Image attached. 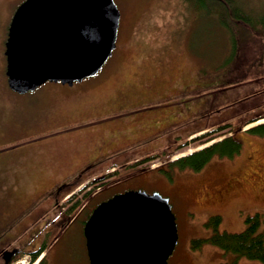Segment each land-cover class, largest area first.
<instances>
[{"label":"rangeland","instance_id":"1","mask_svg":"<svg viewBox=\"0 0 264 264\" xmlns=\"http://www.w3.org/2000/svg\"><path fill=\"white\" fill-rule=\"evenodd\" d=\"M24 1L0 0V213L2 202L21 192L19 183L24 187L35 182L32 195L38 196L43 192L39 174L72 179L89 163L86 151H91L93 141L82 140V130L48 132L69 119L62 112L80 114L79 120L107 113L111 98L121 92L140 97L124 105L142 108L133 116L158 111L175 121L168 129L164 123L159 138L140 144L131 154L120 152L96 164L82 181L109 174L108 181H98L81 194L76 190L77 198L98 193L94 205L137 186L150 194L159 192L169 198L178 225L179 241L169 264H262L209 243L193 248V241L212 236L215 229L208 223L214 216L221 217L217 230L230 233L242 232L247 218L256 213L264 219V136L244 130L253 126L248 125L250 120L264 117V0H238L253 20L249 26L224 24L222 0H204L207 8L196 0H115L122 15L117 47L96 76L73 86L49 81L18 94L8 86L4 52L12 17ZM223 125L228 127L220 131ZM209 130L211 137L190 141ZM231 135L243 141L233 156L215 153L198 171L170 165ZM209 138L214 140L208 142ZM136 160L148 162L129 169ZM158 166L163 169L148 172L137 181L140 185L128 181L134 172ZM45 200L52 203L54 197L43 195L19 221L39 226L41 243L47 245L45 264H90L83 233L87 216L80 215L73 224L72 240L56 239L48 233L49 218L41 215V208H48L41 206ZM18 261L15 264H32L28 256Z\"/></svg>","mask_w":264,"mask_h":264},{"label":"water","instance_id":"2","mask_svg":"<svg viewBox=\"0 0 264 264\" xmlns=\"http://www.w3.org/2000/svg\"><path fill=\"white\" fill-rule=\"evenodd\" d=\"M120 22L115 0H25L5 43L9 88L26 94L96 76L117 47ZM84 234L90 264H169L179 241L169 198L144 190L101 203Z\"/></svg>","mask_w":264,"mask_h":264},{"label":"flooded vegetation","instance_id":"3","mask_svg":"<svg viewBox=\"0 0 264 264\" xmlns=\"http://www.w3.org/2000/svg\"><path fill=\"white\" fill-rule=\"evenodd\" d=\"M129 96V94L126 95V93L120 92V94H117L113 98H111V106L109 110H107V113L105 111L104 113L97 114L96 116H91L86 120H79L78 118L80 117V114L75 115L72 112H70V114L62 112V114L67 115L69 119L66 121V123H58L56 127L53 130H49L48 133L52 132L50 134L52 135L82 130L83 132L80 135V138L82 140H85V137H91L93 141L91 151H86V154L89 155L88 159H90V162L85 166L80 167L78 171L74 172L75 176L73 175L74 177L72 179L65 178L55 180V176L57 175H46L43 177L42 175L46 173L39 174L38 179L39 183L42 184L41 187L43 189V192H41V194L38 196H36L35 193H33L32 195V187L35 186V182L27 183L24 187H22V183H19V185H21V192L18 194V196H16L14 199H5V201L2 202V204L5 205L3 206V210L0 213V261L2 262V264H14L19 257L26 256L30 258V263L34 264L36 260L33 261V256L44 246L47 248L46 244L41 243V231L39 230V226L35 227L36 222L27 219L19 222L21 218L32 209L34 204H37L42 200V196L46 193L50 195V199L52 198V196L54 197V202L52 203H49L46 200L41 203V206L48 207L46 209L41 208V215L45 213V216L49 218V223L47 226L48 233L54 234L56 236V239L64 238L65 240H72L76 235V232L74 229H72V226L82 214L87 216L83 227L84 233L85 225L96 207L102 202L108 201L112 197L100 201L97 204L94 203L93 205L94 199L96 198L98 193H95L92 196H89V193H86L83 195V197L85 198L88 195L90 198L83 205L84 198L82 197L81 199H78L76 196L78 194H75L74 192L78 190L81 194L86 189L88 190L89 188H91L92 185H97L99 183L98 181H108L107 178L109 177V174H102L101 176L98 175L97 177L91 175V177L85 181H82L83 177L86 176L91 170H93L96 164L109 159H113L118 156L120 152L129 155L131 154V151L136 150V147L140 144L147 141H152L154 139L156 140L160 137L164 130L163 124L167 123L168 125L166 126V129H168L170 127V124L175 121V117L173 118V120H171L172 117L170 115L160 113L158 111L141 113L138 116H133L132 114L142 108L131 107L130 109H128V106L124 105L134 103L137 100H140V97ZM118 97H120V101L116 100ZM113 101L116 102L115 106L112 105ZM130 115L133 117L124 118ZM97 116H102L103 119H96L95 117ZM118 118L121 119L118 120ZM115 119L117 120L114 121ZM105 122L106 124L101 125L100 127L91 128L94 125ZM16 128L17 131H20V122L18 123ZM50 135L42 136L37 139L48 137ZM208 137H210V135L204 137L203 139H199L200 137H198L199 140H197V138H194L191 141H202ZM82 143L84 142L82 141ZM173 152L174 151H172L171 153ZM156 155L157 156L155 158L158 159L160 157L158 155L160 154ZM147 162L148 161L146 160H136L130 165V167L128 166V163H126L124 168L129 167V169L135 170L137 167H141L142 164H146ZM85 163L86 161L84 162V164ZM162 169L163 167L158 166L152 169H143L142 171H138L137 173L134 172L129 177L130 179L128 178V181L135 182L136 185H140L141 182L137 181L139 179H144L147 174H150L148 172ZM117 172H121V170L119 169L117 170ZM67 173L68 172L66 171L65 175H67ZM137 187L138 188H134L131 190H140V187ZM61 200L62 203H60ZM33 227H35L33 230L35 232H33V234L31 235L30 230ZM18 228L20 231V235L17 230ZM46 248L43 252L40 253H44Z\"/></svg>","mask_w":264,"mask_h":264},{"label":"trees","instance_id":"4","mask_svg":"<svg viewBox=\"0 0 264 264\" xmlns=\"http://www.w3.org/2000/svg\"><path fill=\"white\" fill-rule=\"evenodd\" d=\"M196 2L201 5V7L207 8L208 6L204 0H196ZM221 6H223L221 9L227 14V18L225 17V19H222L224 24L231 26H234L232 23H237V25L242 23L244 26H249V24L252 25V18L249 13L246 12L247 10L241 7L238 0L237 2L236 0H222ZM225 13L223 14L224 16ZM230 16L235 21H230ZM258 119L250 120L249 123ZM227 127V125L220 126V131L225 130ZM247 132L257 136H264V123L252 127ZM210 134L203 135L199 139H203ZM199 139L197 138V140ZM208 140L211 141L213 139L209 138ZM242 142V138L235 135L226 137L222 141L213 143L209 147H206L198 152L181 157L175 162H171L170 165L178 164L180 168H191L198 171L205 166L215 153L233 156L240 152L243 145ZM222 145H224V147L220 149ZM220 223V216L212 217L208 224H211L214 227V233L207 239L194 240L193 248H199L201 245L209 243L219 247L224 252L234 254L237 258L244 257L246 259L256 260L264 264V219L262 214L256 213L253 216H249L246 220V228L242 232L238 233H230L226 231L219 232L217 230V226ZM45 248L46 247L44 246L33 256V261L40 256V252H43ZM39 264H45V258H43Z\"/></svg>","mask_w":264,"mask_h":264},{"label":"crops","instance_id":"5","mask_svg":"<svg viewBox=\"0 0 264 264\" xmlns=\"http://www.w3.org/2000/svg\"><path fill=\"white\" fill-rule=\"evenodd\" d=\"M261 118H263V117H260V119H261ZM262 120H263V119H262ZM246 129H247V128H245L244 130L246 131ZM203 130H204V129H203ZM203 130H201V131H203Z\"/></svg>","mask_w":264,"mask_h":264},{"label":"bare ground","instance_id":"6","mask_svg":"<svg viewBox=\"0 0 264 264\" xmlns=\"http://www.w3.org/2000/svg\"><path fill=\"white\" fill-rule=\"evenodd\" d=\"M264 120H261V121H259V122H263Z\"/></svg>","mask_w":264,"mask_h":264}]
</instances>
